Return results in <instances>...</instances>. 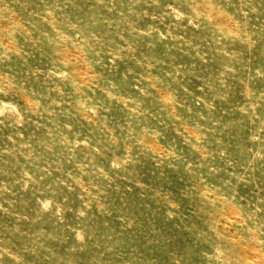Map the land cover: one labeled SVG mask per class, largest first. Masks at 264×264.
Returning <instances> with one entry per match:
<instances>
[{
    "label": "rangeland",
    "instance_id": "374dc122",
    "mask_svg": "<svg viewBox=\"0 0 264 264\" xmlns=\"http://www.w3.org/2000/svg\"><path fill=\"white\" fill-rule=\"evenodd\" d=\"M0 264H264V0H0Z\"/></svg>",
    "mask_w": 264,
    "mask_h": 264
}]
</instances>
